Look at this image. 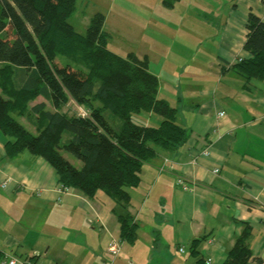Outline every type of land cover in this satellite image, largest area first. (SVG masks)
Segmentation results:
<instances>
[{"label":"crops","instance_id":"1","mask_svg":"<svg viewBox=\"0 0 264 264\" xmlns=\"http://www.w3.org/2000/svg\"><path fill=\"white\" fill-rule=\"evenodd\" d=\"M226 7L222 17L203 7L214 14L215 27L190 22L187 42L162 63L149 46L145 20H134L136 26L122 20L128 34L139 32L129 41L136 51L157 58L160 87L181 97L179 124L188 129L177 153L144 164L127 210L104 194L89 200L62 190L41 157L24 152L8 159L0 133V183H6L0 185V264H7L3 254L18 264H194L189 251L201 238V257L222 264L245 224L249 264H264V80L242 88L243 78L220 74L219 66L250 57L243 48L248 14L264 20V0ZM127 213L137 225L133 245L120 240L115 217ZM111 244L118 255L108 251Z\"/></svg>","mask_w":264,"mask_h":264},{"label":"trees","instance_id":"2","mask_svg":"<svg viewBox=\"0 0 264 264\" xmlns=\"http://www.w3.org/2000/svg\"><path fill=\"white\" fill-rule=\"evenodd\" d=\"M75 2L0 0V133L6 138L4 153L8 159L24 152L41 157L54 171L62 190L71 188L89 200L104 194L127 210L144 164L166 153L174 155L187 140L188 129L176 122L181 97L160 87L158 73L150 70L146 54L128 48L122 56L109 45L102 13L84 17L78 25L82 31L77 30L70 21ZM170 2L163 3L170 6ZM8 24L16 35L12 40L4 35ZM246 31L243 48L250 57L231 65L219 63L220 74L231 71L243 78L242 88L251 80H264V20L249 13ZM137 33L133 35L140 37ZM135 40L131 37L132 43ZM56 56L86 69L85 78L60 69ZM159 61L162 63V58ZM69 102L82 107L86 115L71 114ZM142 114L154 121L148 124ZM111 117L119 124H113ZM115 217L120 240L133 245L137 232L129 213ZM249 236L250 228L245 224L222 264H249L253 260ZM203 240L193 241L190 248L194 264H211L197 248Z\"/></svg>","mask_w":264,"mask_h":264},{"label":"rangeland","instance_id":"3","mask_svg":"<svg viewBox=\"0 0 264 264\" xmlns=\"http://www.w3.org/2000/svg\"><path fill=\"white\" fill-rule=\"evenodd\" d=\"M184 1L171 0L170 4L172 3V5L169 6L163 3L164 0H76L75 10L70 21L72 20L74 22V26L77 30L82 31L78 25L82 24L84 17L98 12L102 13L105 17L103 29L109 33V45L113 44L117 53L124 56L127 46H130L133 50H138L139 48L129 43V41L131 42V37H135L134 35H130L135 33V30L129 34L126 30L122 31L124 27L122 20L124 19L132 24L134 23L136 26L139 24L135 23L134 20L144 19L145 21H141L143 22L142 25L148 26V30L151 31L153 36V40L149 45L152 49L151 51L159 55V59L162 58V60H165L175 55L183 42H187L188 36L185 34V28L190 22L194 24L202 22V24L207 23V26L211 28H213V26L215 27L214 14L210 12L206 14L203 11V7H207L208 9L215 7L213 11L216 14H220L222 17L226 12L227 4L231 5L232 2H234V0ZM4 35L7 40H12L16 37L11 24L6 26ZM146 45H148V43H146ZM143 47L146 46H141L140 48L143 49ZM138 52L143 54L142 51ZM146 55L149 57L150 70L155 73L158 72L159 64L157 58H152L150 51H148ZM55 63L60 69L65 68L70 74L79 78H85L87 70L75 65L70 59L56 56ZM161 82L164 83L163 79H161ZM67 107L71 114L86 112L82 107L75 105L73 102H69ZM177 108L176 122L179 123V106ZM141 116L148 124L154 121L153 118L147 117L146 114H142ZM154 117L155 119H159L156 115H154ZM110 121L113 124H119V121L116 119L114 120L112 117ZM22 124L33 132L27 125L24 123ZM66 157L71 159L73 164L76 166L78 165V162L70 155L66 154Z\"/></svg>","mask_w":264,"mask_h":264},{"label":"built area","instance_id":"4","mask_svg":"<svg viewBox=\"0 0 264 264\" xmlns=\"http://www.w3.org/2000/svg\"><path fill=\"white\" fill-rule=\"evenodd\" d=\"M224 113L221 111L219 113V116H222ZM86 115V112H82L81 113V116H85ZM215 173H217L218 171L215 170L214 171ZM1 187L2 188H5L6 187V183L5 182H1L0 183ZM179 185L183 188V189H186V190H189V185L184 183L183 181L180 182L179 181ZM263 223H264V218H263ZM108 251L112 254V255H118L119 254V246H117L116 244H111L109 245L108 247ZM183 251L182 249H180V252ZM1 254V253H0ZM3 256L5 258H7V264H18L19 262L17 261V259L13 258V257H8L7 254H3ZM208 263H210V260L208 259L207 260Z\"/></svg>","mask_w":264,"mask_h":264}]
</instances>
